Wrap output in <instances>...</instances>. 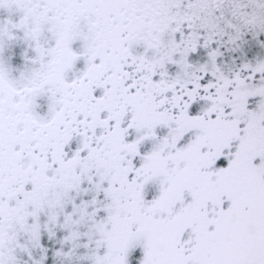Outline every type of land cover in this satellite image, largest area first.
Segmentation results:
<instances>
[{
  "label": "snow or ice",
  "instance_id": "obj_1",
  "mask_svg": "<svg viewBox=\"0 0 264 264\" xmlns=\"http://www.w3.org/2000/svg\"><path fill=\"white\" fill-rule=\"evenodd\" d=\"M0 264H264V0H0Z\"/></svg>",
  "mask_w": 264,
  "mask_h": 264
}]
</instances>
